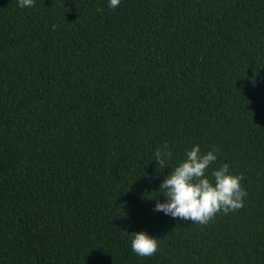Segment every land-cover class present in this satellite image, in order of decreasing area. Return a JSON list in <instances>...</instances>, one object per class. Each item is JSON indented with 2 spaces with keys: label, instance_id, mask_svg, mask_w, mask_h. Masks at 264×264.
I'll return each mask as SVG.
<instances>
[{
  "label": "trees",
  "instance_id": "1",
  "mask_svg": "<svg viewBox=\"0 0 264 264\" xmlns=\"http://www.w3.org/2000/svg\"><path fill=\"white\" fill-rule=\"evenodd\" d=\"M196 145L247 193L204 225L154 211ZM0 264H264V0H0Z\"/></svg>",
  "mask_w": 264,
  "mask_h": 264
},
{
  "label": "clouds",
  "instance_id": "2",
  "mask_svg": "<svg viewBox=\"0 0 264 264\" xmlns=\"http://www.w3.org/2000/svg\"><path fill=\"white\" fill-rule=\"evenodd\" d=\"M19 7H32L34 0H18ZM120 0H109V7L115 9ZM217 149L201 154L199 145L185 153L179 165L171 167L172 171L160 185V192L165 202L156 201L154 211L163 212L173 218L193 223L207 224L217 213L235 212L243 207V199L247 195L241 186L242 175L229 173V165L221 164L213 168ZM172 153L165 145L154 153V161L160 168H169L166 161L171 160ZM158 173V172H157ZM156 197L154 199H156ZM132 251L141 257L154 255L158 250V239L146 233H133Z\"/></svg>",
  "mask_w": 264,
  "mask_h": 264
}]
</instances>
